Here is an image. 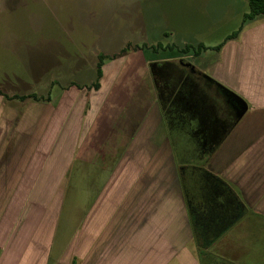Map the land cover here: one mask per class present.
<instances>
[{"label": "rangeland", "instance_id": "rangeland-1", "mask_svg": "<svg viewBox=\"0 0 264 264\" xmlns=\"http://www.w3.org/2000/svg\"><path fill=\"white\" fill-rule=\"evenodd\" d=\"M246 12L245 0H0V90L8 95L35 93L41 100L6 101L0 96V224L3 223L0 238H5L6 222L14 220L28 199L31 181L21 186L24 172L37 157L56 110L53 100L60 88L68 90L72 83L88 87L95 82L99 55L111 57L127 48L125 56L105 65L106 100L108 97L110 100L103 105L108 108L106 114L111 124L108 128L115 130L123 111L122 100L134 93L138 83L143 85L148 78L157 102L167 94L162 90L165 80L169 82L168 89L173 87L174 68L164 67L163 62H174L187 71L180 63L189 62L201 74L196 79L204 84L203 76H211L216 58L211 50L198 59L192 53L179 54L176 50L155 53L136 51L135 47L158 43L181 49L199 44L216 47L240 29ZM154 62L158 65L151 67ZM209 88L218 95L215 87ZM49 92L51 102H46ZM134 118L135 113L131 115ZM263 126L260 112L248 111L211 158L202 160L201 169L191 173H187L184 162L194 164L193 161L199 160L182 150L195 145L179 140L178 131L170 128L176 157L188 175L185 187L189 198L196 201L201 211L208 212L207 197L212 187L208 176L221 178L238 154L260 137ZM95 128L96 125L92 132ZM113 151L108 150L109 154ZM97 153L99 156L102 151ZM42 158H37V164ZM93 163L96 161L90 159L86 168L75 163L64 183L54 258L65 252L82 231L86 216L100 195L106 176ZM116 169L117 165L110 166L109 172ZM9 207L13 214L7 211ZM234 223L227 234L207 246L201 254L203 264H264V216L249 213ZM81 233L83 236L84 232ZM195 246L192 244L191 248ZM74 259L78 261L73 252L61 264H72Z\"/></svg>", "mask_w": 264, "mask_h": 264}, {"label": "crops", "instance_id": "crops-1", "mask_svg": "<svg viewBox=\"0 0 264 264\" xmlns=\"http://www.w3.org/2000/svg\"><path fill=\"white\" fill-rule=\"evenodd\" d=\"M215 53L210 77L245 99L248 111L260 112L264 122V17L247 22L238 38ZM106 75L104 66L98 91L70 86L60 88L53 100L56 110L49 129L21 183L31 181L28 199L19 214L15 213L18 216L6 222L5 238H0V264H61L73 252L76 264H200L199 249L204 248H199L193 233L155 89L148 78L143 85L138 83L134 93L123 98L122 114L112 130L107 104L103 105L108 94ZM109 149L115 154H109ZM98 151L102 153L96 156ZM37 158H42L39 164ZM90 159L106 176L100 195L86 216L84 235L82 231L77 234L68 249L54 258L64 183L75 163L86 168ZM114 165L117 169L110 173ZM220 179L233 189L240 211L238 216H228L223 234L233 228L236 218L237 222L249 213L264 216V128ZM10 208L7 211L13 214ZM196 212L205 220V212Z\"/></svg>", "mask_w": 264, "mask_h": 264}, {"label": "trees", "instance_id": "trees-1", "mask_svg": "<svg viewBox=\"0 0 264 264\" xmlns=\"http://www.w3.org/2000/svg\"><path fill=\"white\" fill-rule=\"evenodd\" d=\"M245 1L248 3V12L243 14L242 26L238 31H235L231 35H229L222 44L216 47L209 48L204 44H199L198 46L186 45L185 48L181 49L177 48L176 46H164L162 43H158L156 46L142 45L140 47H135V50H152L155 53L159 52L160 50H176L179 54L192 53L194 57H199L203 52L207 50L219 52L226 42L238 38L244 28V25L247 22L255 20L258 17H264V0ZM126 52H128L127 48L124 49L119 55H114L111 57L103 54L99 55L98 63L96 66L97 76L95 82L88 86L87 89L98 91L101 88V81L104 76V66L106 65V63L125 56ZM156 63L158 62L150 63V66L155 67L156 65H158ZM162 64L164 65V67L174 68L173 71L175 78L172 79H174L175 81H173V87L171 89H168L167 84H169V82L165 80V88H163L162 90L163 92L166 91L167 94L166 96L158 98V102L160 104V108L168 127V135L172 143L174 158L178 164V168L180 169V183L182 184V188L184 190L186 201L190 210L193 233L197 242L200 244L199 248H204L205 251V249L211 242L219 238V236L227 230L228 216L232 214L238 216V214L240 213V211H238V198L234 197L233 189L228 183L213 175H209L208 178L211 179L210 185H212V187L208 191L209 195L207 197L208 212L205 213V220H202V218H200V216H202L200 215L201 213L198 214L196 212H201L199 205L197 206L196 201L192 202L189 198V192L185 187V176H188L186 175L187 173L200 170V167H202V160L211 158V156L221 146L222 142H224V140L227 138L231 130L239 122L237 118L231 117L229 108L225 101V97L227 95H231V93L234 92L211 77L205 78L206 80L204 84H201L194 75H192L186 69L178 66L174 62L166 61ZM153 79L154 82H156V79L154 77ZM72 84L73 85L71 86L83 88L76 83ZM53 85H57V83L54 82ZM209 86L215 87L217 89V96L214 95L211 90H209ZM167 89L169 90V92H167ZM0 96L4 97L6 101L18 100L20 102H25L29 99H32L35 102L41 101L35 93L25 95H8L0 90ZM45 101L51 102L50 92L48 93L47 99H45ZM229 117V127L220 133L217 125H215V121L217 120V118L228 119ZM170 128L176 129L178 131L177 136L179 140H188L195 145H191L187 149L184 148L182 150L183 152H186L185 154L189 155L191 153L194 157H196V160H199L198 162L193 161L194 164L184 162V166L188 171L187 173H185L184 171L183 163H181L178 157H176V152L173 147L172 140L173 134H171L172 130ZM240 208H242V206H240ZM218 220L220 221V224H214V221ZM204 251L199 249L200 264H203L201 254H203ZM72 264H76L75 259L73 260Z\"/></svg>", "mask_w": 264, "mask_h": 264}, {"label": "water", "instance_id": "water-1", "mask_svg": "<svg viewBox=\"0 0 264 264\" xmlns=\"http://www.w3.org/2000/svg\"><path fill=\"white\" fill-rule=\"evenodd\" d=\"M183 67L187 68L188 70L191 71V73L193 74H200L198 73L195 68L189 63V62H184V61H181L180 63ZM204 78H210L209 76H206L204 75L203 76ZM234 102L236 103V105L238 106L237 108V119L240 121L243 116L247 113V111L249 110V105L248 103L246 102L245 99H243L241 96H239L238 94L236 93H231L230 95Z\"/></svg>", "mask_w": 264, "mask_h": 264}, {"label": "flooded vegetation", "instance_id": "flooded-vegetation-1", "mask_svg": "<svg viewBox=\"0 0 264 264\" xmlns=\"http://www.w3.org/2000/svg\"><path fill=\"white\" fill-rule=\"evenodd\" d=\"M189 72L191 73L190 70H189ZM191 74L194 75L195 77L201 76V74H193V73H191ZM204 80H206V79L204 78ZM225 101H226V104H227V106L229 108V113H230L231 117L237 118L236 115H237L238 106L234 102L233 98L230 95H227L225 97ZM215 123H216L215 125H217V127L219 129V132L221 133L222 131L226 130L229 127L230 117L228 119H226V118H222V119L217 118Z\"/></svg>", "mask_w": 264, "mask_h": 264}]
</instances>
